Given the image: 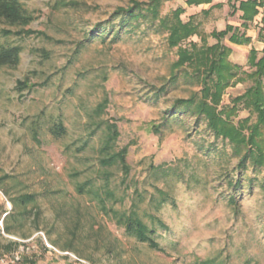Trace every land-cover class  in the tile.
Wrapping results in <instances>:
<instances>
[{
    "label": "rangeland",
    "instance_id": "374dc122",
    "mask_svg": "<svg viewBox=\"0 0 264 264\" xmlns=\"http://www.w3.org/2000/svg\"><path fill=\"white\" fill-rule=\"evenodd\" d=\"M131 1L151 0H20L34 17L24 28L32 34L2 37L19 28L0 23V43L22 49L16 67L0 68V264H264V169L241 174L228 144L173 108L200 91L196 67L175 69L177 48L158 21L118 29L115 13ZM177 8L207 46L227 25L250 38L222 41L240 79L223 94L221 105L231 106L251 86L248 54L254 48L259 57L264 46V5L246 28L228 0H163L159 15ZM91 31L102 36L84 42ZM190 43L200 46V37L181 46ZM24 79L39 86L18 92ZM247 117L254 120L239 108L233 121ZM59 123L66 134L58 138L49 128ZM107 123L118 129L115 149L128 148L126 178L100 164ZM23 195L34 201L14 207ZM131 211L167 227L154 224L160 250L118 224Z\"/></svg>",
    "mask_w": 264,
    "mask_h": 264
},
{
    "label": "trees",
    "instance_id": "16d2710c",
    "mask_svg": "<svg viewBox=\"0 0 264 264\" xmlns=\"http://www.w3.org/2000/svg\"><path fill=\"white\" fill-rule=\"evenodd\" d=\"M163 0H151L147 4L131 1V6L127 9H119L115 14H121L120 28H130L134 30L139 25V20L148 19L150 22L158 21L159 26L164 29L168 36L169 47L177 48L178 59L174 64L175 69L182 67H196L197 79L201 84L198 93L193 94L188 99L175 100L173 108L179 112L188 113L201 118L215 139H221L223 143L230 146L232 156L238 158L237 168L244 172L251 167L257 171L264 169V46L258 52L252 48L248 54V64L252 71L246 74V78L251 82L247 90L232 100L231 106H222V98L225 90L236 84L237 78L235 67L228 61L231 49L222 45V41L228 36V41L234 45H248L250 38L244 33L237 34L238 28L227 25L224 30L212 31L210 36L216 41L214 45L207 46L206 39L198 30L194 18L190 17L187 22H183L180 16L184 10L175 9L171 16L160 17L159 9ZM233 0H228L231 14L240 12L241 26L246 28L252 23L254 18L260 14L259 8L263 7L264 0H243L235 5ZM212 0H185L188 6L208 5ZM34 20L33 15L24 9L20 0H0V23L19 28L18 31L2 30L1 36H28L32 34L30 30H24ZM264 24V16L261 19ZM132 22H135L133 24ZM113 26L108 27L112 30ZM129 30V31H130ZM116 36L119 33L116 31ZM102 34L91 31L87 39L90 41L100 38ZM193 36H199L201 45L190 43L189 47H182L181 43ZM84 47V43L80 45ZM21 47L17 45H3L0 43V68H14L20 60ZM28 79L18 81L16 90L22 92L35 88ZM105 108V101L94 109V114L100 116ZM239 108L246 110L250 117L238 120L233 118L237 115ZM49 133L54 137H62L66 134L64 126L59 123L49 128ZM119 137L117 126L114 123H107L104 131V138L100 149V164L104 168L119 166L123 177L126 178L130 171L126 163L127 147L119 150L115 149L116 141ZM239 182V181H238ZM82 190L79 189V192ZM34 201L33 195H23L16 198L15 206H27ZM234 202V199H231ZM104 209V207H103ZM27 211H22L24 216ZM10 215L6 214L5 217ZM151 226L146 225L138 215L131 211L128 214L120 215L118 224L122 225L125 232L141 243H146L153 250H160L158 242L155 240L156 228L166 229L167 227L153 216L150 217ZM3 231L10 233V228L4 224ZM15 246L16 244L13 243Z\"/></svg>",
    "mask_w": 264,
    "mask_h": 264
},
{
    "label": "crops",
    "instance_id": "0c3cea01",
    "mask_svg": "<svg viewBox=\"0 0 264 264\" xmlns=\"http://www.w3.org/2000/svg\"><path fill=\"white\" fill-rule=\"evenodd\" d=\"M241 1H243V0H241Z\"/></svg>",
    "mask_w": 264,
    "mask_h": 264
}]
</instances>
